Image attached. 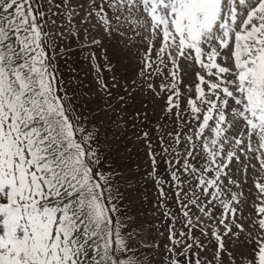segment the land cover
<instances>
[{
	"label": "snow or ice",
	"instance_id": "6c2138e0",
	"mask_svg": "<svg viewBox=\"0 0 264 264\" xmlns=\"http://www.w3.org/2000/svg\"><path fill=\"white\" fill-rule=\"evenodd\" d=\"M0 264H264V0H0Z\"/></svg>",
	"mask_w": 264,
	"mask_h": 264
}]
</instances>
